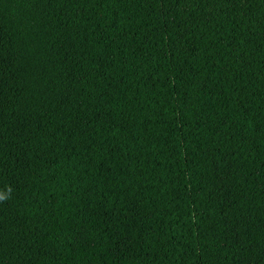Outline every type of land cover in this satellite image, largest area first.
I'll return each mask as SVG.
<instances>
[{
    "label": "trees",
    "instance_id": "16d2710c",
    "mask_svg": "<svg viewBox=\"0 0 264 264\" xmlns=\"http://www.w3.org/2000/svg\"><path fill=\"white\" fill-rule=\"evenodd\" d=\"M0 264H264V0H0Z\"/></svg>",
    "mask_w": 264,
    "mask_h": 264
},
{
    "label": "clouds",
    "instance_id": "9594fccd",
    "mask_svg": "<svg viewBox=\"0 0 264 264\" xmlns=\"http://www.w3.org/2000/svg\"><path fill=\"white\" fill-rule=\"evenodd\" d=\"M6 199V197L4 196H0V200Z\"/></svg>",
    "mask_w": 264,
    "mask_h": 264
}]
</instances>
